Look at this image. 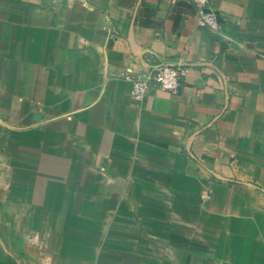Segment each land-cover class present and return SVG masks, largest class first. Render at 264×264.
Returning <instances> with one entry per match:
<instances>
[{"label": "crops", "instance_id": "0c3cea01", "mask_svg": "<svg viewBox=\"0 0 264 264\" xmlns=\"http://www.w3.org/2000/svg\"><path fill=\"white\" fill-rule=\"evenodd\" d=\"M211 6L0 0V264H264V0Z\"/></svg>", "mask_w": 264, "mask_h": 264}, {"label": "built area", "instance_id": "2783aa9c", "mask_svg": "<svg viewBox=\"0 0 264 264\" xmlns=\"http://www.w3.org/2000/svg\"><path fill=\"white\" fill-rule=\"evenodd\" d=\"M196 9V16L200 26L221 31V25L216 11L211 6V0H189ZM189 67L168 61H158L148 70L139 73H125L123 78L132 84L131 96L136 105L144 103L154 91H164L171 95L182 92ZM211 191L202 195L204 201L210 200Z\"/></svg>", "mask_w": 264, "mask_h": 264}]
</instances>
